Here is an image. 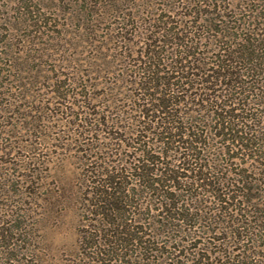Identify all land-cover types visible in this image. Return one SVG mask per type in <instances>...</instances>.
Masks as SVG:
<instances>
[{
  "label": "trees",
  "instance_id": "1",
  "mask_svg": "<svg viewBox=\"0 0 264 264\" xmlns=\"http://www.w3.org/2000/svg\"><path fill=\"white\" fill-rule=\"evenodd\" d=\"M162 2L143 20L120 13L102 77L89 65L52 92L65 128L54 148L82 165L79 187L64 196L86 218L79 259L264 264V12L226 0ZM41 164L17 163L16 185L33 187L31 205H52L54 196L36 195ZM8 214L0 264H40L25 243L26 210Z\"/></svg>",
  "mask_w": 264,
  "mask_h": 264
},
{
  "label": "rangeland",
  "instance_id": "2",
  "mask_svg": "<svg viewBox=\"0 0 264 264\" xmlns=\"http://www.w3.org/2000/svg\"><path fill=\"white\" fill-rule=\"evenodd\" d=\"M228 1L241 6L246 2L264 12V0ZM159 3L162 0H0V175L7 182L0 215L17 213L21 218L26 210L25 243L38 253L40 264L83 263L76 239L86 221L81 205L64 200L79 187L82 165L73 150L54 148L55 135L65 128L54 114L60 100L52 92L63 77L90 71L89 65H99L102 77L118 17L132 13L146 19ZM35 158L43 162L36 195L54 196L52 205L38 200L31 205L33 187L16 185L17 163ZM51 233L61 234L65 242L53 245Z\"/></svg>",
  "mask_w": 264,
  "mask_h": 264
},
{
  "label": "clouds",
  "instance_id": "3",
  "mask_svg": "<svg viewBox=\"0 0 264 264\" xmlns=\"http://www.w3.org/2000/svg\"><path fill=\"white\" fill-rule=\"evenodd\" d=\"M49 239L50 242L56 246H59L65 242L64 238L59 233H51Z\"/></svg>",
  "mask_w": 264,
  "mask_h": 264
}]
</instances>
